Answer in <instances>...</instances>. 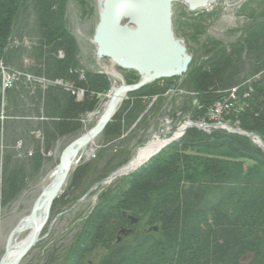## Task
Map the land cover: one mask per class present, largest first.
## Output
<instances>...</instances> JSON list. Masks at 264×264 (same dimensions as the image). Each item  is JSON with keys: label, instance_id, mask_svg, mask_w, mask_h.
<instances>
[{"label": "rangeland", "instance_id": "rangeland-1", "mask_svg": "<svg viewBox=\"0 0 264 264\" xmlns=\"http://www.w3.org/2000/svg\"><path fill=\"white\" fill-rule=\"evenodd\" d=\"M22 1L17 7L0 61V264L10 253L12 239L14 245L23 242L12 257L14 260L20 256L18 264H68L70 257L74 256L76 245L81 242L90 217L98 209L104 208L107 199L138 171L102 187L104 182L129 164L137 156L139 148H144L158 137L174 135L188 118L209 121L204 124L208 131L194 127H189V130L196 129L206 136L219 137L223 134L246 139L264 154V148L257 145L252 137L230 131V126L244 130L241 126L247 122L245 116L248 114L253 85L263 83L264 68L258 67L255 68L257 71H253L247 65L251 61L252 64L257 63L256 52L255 56H251L249 48L244 47L240 54L246 62V69H242L236 84L222 91L225 96L213 99L211 104L201 101L199 94L188 85V75L193 67H199L210 58L211 54H207L206 48L211 44H234L237 40L244 43L249 32L247 28L256 20L264 21V0H212L209 5L199 8H191L184 1H175L172 3L174 33L183 41L191 59L186 72L146 85L143 90L148 88L149 94L144 92L137 95L143 91L141 89L135 94L125 95L114 117L125 103H134L132 112L139 118L129 123L126 118V113L131 111L129 105L116 122H113L115 118L112 119L113 124H118L117 128L121 130L120 137L101 133L78 152L36 242L25 251L24 245L32 233L16 234L18 227L30 218L44 192L55 183L62 154L100 121L113 89L123 84L136 85L141 77L134 71L122 70L106 57L98 56L94 37L101 20L102 0H49V15L43 8L39 9L44 0ZM56 15L63 25L65 37L71 41V53L60 45L62 37L58 40L55 33ZM42 24H46V27ZM50 31L51 35L54 34V43L47 47L45 33L49 34ZM55 44L58 45L57 50L53 49ZM69 54L75 63L57 71V62H67ZM115 74L118 78H115ZM7 75H14L15 80L8 81ZM76 82L86 83L92 92ZM68 94H72L76 102H83L88 94L90 98H96L97 105L93 111L83 112L77 118L75 111L66 116L64 112L69 102L65 100ZM224 106L232 108L222 109ZM62 123H71L64 133L56 130ZM168 128L171 133L164 136ZM188 131L164 146L156 156L169 147L179 145ZM223 136L219 140H227ZM219 143L223 146L222 142ZM227 147L180 150L178 155L181 153L182 156L200 159L206 165L215 164V176L217 173L230 175V171L235 169L242 171L243 177L245 174L247 177L250 171L254 173V170L264 172V159L259 163L257 154L245 155L230 151ZM156 156H151L139 170ZM196 177V187L205 191L213 189L214 193L219 191L218 185L225 184L227 178L219 175L208 177L203 171ZM123 218L126 224L117 231L115 241L113 239L106 245L101 243L89 255L76 256L77 264H99L112 253L110 244L117 246L135 233L141 235L143 231H158L157 226L146 228L147 224L132 214L124 213ZM23 249L25 252L21 256L19 254ZM251 258L250 254L245 255L240 264H249Z\"/></svg>", "mask_w": 264, "mask_h": 264}, {"label": "trees", "instance_id": "trees-1", "mask_svg": "<svg viewBox=\"0 0 264 264\" xmlns=\"http://www.w3.org/2000/svg\"><path fill=\"white\" fill-rule=\"evenodd\" d=\"M22 2L0 0V61L17 7ZM41 6L39 9L43 8L48 14L49 0H44ZM56 20L54 30L58 40L62 37L60 45L71 53V41L65 37L58 15ZM42 26L46 27V24ZM248 30L244 43L237 40L234 44H211V47L205 50L207 54L212 55L210 60L207 59L190 71L188 85L199 94L201 101L211 104L213 99L218 100L225 96L222 91L237 83L242 69H246V62L241 59L240 54L245 50V46L249 48L251 56L257 53V63L252 64L251 61L247 64L249 68L253 71H257L255 68L258 67L264 68V21H254ZM51 34L52 32L45 33V38L48 39L47 47L54 43V34ZM57 46L55 44L53 49L57 50ZM57 63V71H62L75 62L69 54L67 62ZM262 82L253 85L248 114L245 116L247 122L241 127L246 131L259 133L264 139V79ZM80 83L76 82L83 89L92 92L86 83ZM147 89L137 95L144 92L149 94ZM95 99L87 94L83 102H76L75 98L68 94L65 102H69V107L67 106L64 114L70 116L75 111L77 118L83 112L93 111L97 105ZM133 104L125 103L113 122L125 113L123 111L128 109L129 105L131 111L126 113V118L129 123L131 120L137 121L139 117L133 113ZM113 122L102 135L110 134L116 138L121 136L118 124L115 126ZM70 124L62 123L56 130L64 133L68 131L67 126ZM221 135L206 136L196 129L189 130L179 145L169 147L131 175L124 181L122 188L107 199L103 204L105 207L98 209L90 217L81 242L76 245L74 256L70 257L68 264H77L76 256L89 255L88 253H92L101 243L109 244L119 228L126 224L124 213L139 217L147 224L146 228L157 226L158 231H143L141 235L134 232V235L117 246L110 244L112 253L99 264H240L247 254L252 256L249 264H264V172L257 173L254 170V174L250 171L247 177L245 174L246 178L241 175L243 172L237 169L228 170L230 175L217 173V176L227 178L225 184L218 185L219 191L214 193L213 189L205 191L195 184H198L196 176L201 171L208 177H217L215 164L206 165L200 159L182 156L181 153L178 155L180 150L225 149L228 146L230 151L243 152L245 155L257 154L259 163L264 159V154L251 146L248 140L223 136L227 140L222 138V141L219 140ZM219 142H222L223 146ZM233 156L238 157L235 154Z\"/></svg>", "mask_w": 264, "mask_h": 264}, {"label": "water", "instance_id": "water-1", "mask_svg": "<svg viewBox=\"0 0 264 264\" xmlns=\"http://www.w3.org/2000/svg\"><path fill=\"white\" fill-rule=\"evenodd\" d=\"M175 1L102 0L101 20L94 37V44L98 46V56L110 59L121 69L136 72L141 80L136 85H122L116 89L115 96L111 97L100 122L64 151L56 181L48 188L50 191L44 205L45 216L24 245L25 251L36 242L40 230L44 227L52 204L66 183L76 155L111 122L120 104L115 97L117 95L125 97L126 94L135 93L156 80L177 77L186 72L191 59L187 55L183 41L176 40L172 31L171 9ZM183 1L191 8L203 7L206 4L205 0ZM40 207L39 200L27 222L37 220ZM25 251L23 249L19 255L22 256ZM5 260L6 258L2 264H5ZM19 260L20 256H17L9 264H18Z\"/></svg>", "mask_w": 264, "mask_h": 264}, {"label": "bare ground", "instance_id": "bare-ground-1", "mask_svg": "<svg viewBox=\"0 0 264 264\" xmlns=\"http://www.w3.org/2000/svg\"><path fill=\"white\" fill-rule=\"evenodd\" d=\"M176 1L180 2V1H183V0H176ZM211 1L212 0H205L206 4L203 7L209 5ZM172 7H173V5H172ZM165 14H167V13L165 12ZM173 15H174V10L171 9V16L173 17ZM173 27H174V25H173V20H172V31L174 33ZM174 36H175L176 40L180 41V39L175 35V33H174ZM122 70H124V69H122ZM7 76H8V81H14L15 80V76L14 75H7ZM115 78H118V75L115 74ZM123 85L129 86L127 84H123ZM115 92H116V89H113L112 90V93H111V97L112 98L115 96L114 95ZM115 99L117 100L118 103H123V101L125 100V98L123 96H121V95L120 96L117 95L115 97ZM226 104H228V103H226ZM118 108H120V107L118 106L116 108L115 113L117 112ZM230 108H232V107L224 106L222 109H230ZM106 110H107V108H106ZM115 113H114V115H115ZM113 118H114V116H113ZM99 122L100 121H98L96 123V125ZM111 122H112V120H111ZM207 122H209V121H206L205 119H201V118L200 119H194V120H192L191 118H188V120L186 121V123L181 124V127L178 129V131L175 132L174 135L169 136L167 138L166 137L165 138H159L158 137L156 139H153L152 141L149 142V144H146L144 148H139L137 150L138 151L137 156H135V158H133L131 160V162L129 164L125 165L119 172H116L109 179H107L104 182V184H103L102 187L109 186L116 179L121 178L122 176L129 175V174L133 173L134 171H139V168L142 165L146 164V161L151 156H153V155L156 156V153H158V151L163 150V147L166 146V145H168V143L172 142V140L173 141L178 140L185 131H188L189 130V127H194V128H198V129H201V130H204L203 128H205L206 131H208V128L204 127V124H206ZM210 124H208V125H210ZM232 127L230 126V131L232 133H235V131L238 129L237 131L242 132V133L247 134L248 136L252 137L255 140V143L257 145H259L261 148H264V146H263L264 145V140H263L262 136L259 135V133L253 132V131L252 132H249V131L242 130V129H241L242 130L241 131L239 128H235L234 126H232ZM170 133H171V131L168 128L164 136H166L167 134H170ZM157 136H159V135H157ZM47 190H48V188H47ZM47 190H46V192H44V194H43V196H42V198L40 200V204H41V207L40 208L41 209H39V211H38V218L36 217L37 220L34 221V222H32V223L29 222V221L28 222L27 221L24 222L20 227H18V231H17L16 234H23L25 232H28V233L31 232L33 234V230L37 227V225L40 224V221L42 220V217L45 216V214L43 213L45 211L44 205L46 204V201H47L46 199L48 198V195H49L48 193L50 191V190H48V191ZM13 240L14 239L11 240V244H10V248H9V252L10 253L6 257L5 264H9L12 261V257L15 254V252L19 249V247H22L23 246V242L22 243H17L16 245H14L15 243H13L14 242ZM29 240H30V238L28 239V241Z\"/></svg>", "mask_w": 264, "mask_h": 264}]
</instances>
